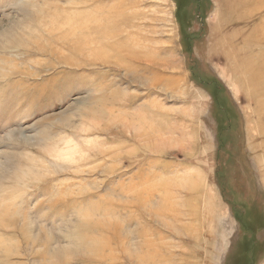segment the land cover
I'll list each match as a JSON object with an SVG mask.
<instances>
[{
	"label": "rangeland",
	"instance_id": "374dc122",
	"mask_svg": "<svg viewBox=\"0 0 264 264\" xmlns=\"http://www.w3.org/2000/svg\"><path fill=\"white\" fill-rule=\"evenodd\" d=\"M0 264H264V0H0Z\"/></svg>",
	"mask_w": 264,
	"mask_h": 264
},
{
	"label": "bare ground",
	"instance_id": "6f19581e",
	"mask_svg": "<svg viewBox=\"0 0 264 264\" xmlns=\"http://www.w3.org/2000/svg\"><path fill=\"white\" fill-rule=\"evenodd\" d=\"M50 140V139H49ZM71 141V140H70ZM73 147H71L70 148V150H68L67 151V153H69V154H65V153H63V152H59V153H62V154H64V155H62L63 157H61V158H67V160L69 161V162H72V156H73V154H70V153H72L73 152ZM66 160V161H67Z\"/></svg>",
	"mask_w": 264,
	"mask_h": 264
}]
</instances>
